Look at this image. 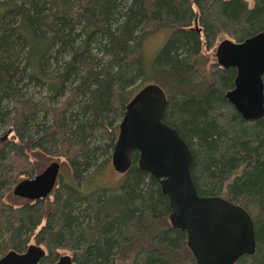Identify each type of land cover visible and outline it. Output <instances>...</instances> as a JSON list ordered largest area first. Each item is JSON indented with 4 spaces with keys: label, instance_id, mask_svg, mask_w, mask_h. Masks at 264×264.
I'll list each match as a JSON object with an SVG mask.
<instances>
[{
    "label": "trees",
    "instance_id": "trees-1",
    "mask_svg": "<svg viewBox=\"0 0 264 264\" xmlns=\"http://www.w3.org/2000/svg\"><path fill=\"white\" fill-rule=\"evenodd\" d=\"M164 30L146 60V41ZM263 30L264 0H0V256L37 244L39 264L62 251L74 264H198L137 151L116 184L91 178L116 155L131 101L155 89L163 122L190 148L197 193L252 220L253 246L230 264H264V117L247 121L225 98L234 68L199 62L219 39ZM41 155L68 170L43 199L15 196Z\"/></svg>",
    "mask_w": 264,
    "mask_h": 264
},
{
    "label": "water",
    "instance_id": "water-1",
    "mask_svg": "<svg viewBox=\"0 0 264 264\" xmlns=\"http://www.w3.org/2000/svg\"><path fill=\"white\" fill-rule=\"evenodd\" d=\"M192 29L200 31L196 23ZM216 62L235 69L233 87L224 95L228 102L247 121L263 118L264 30L241 42L222 40L216 48ZM165 106V95L155 89L143 90L133 99L116 155L128 162L131 151H137L139 166L159 181L169 201L170 222L185 231L198 264H230L250 252L252 220L242 207L223 197L197 193L191 178L192 153L177 130L163 122ZM59 175L60 164L53 160L35 176L18 181L12 193L28 200L43 199ZM244 237L246 244H242ZM44 253L41 246L31 244L21 253L6 252L0 264H39ZM54 264L74 263L65 254Z\"/></svg>",
    "mask_w": 264,
    "mask_h": 264
},
{
    "label": "rangeland",
    "instance_id": "rangeland-1",
    "mask_svg": "<svg viewBox=\"0 0 264 264\" xmlns=\"http://www.w3.org/2000/svg\"><path fill=\"white\" fill-rule=\"evenodd\" d=\"M247 1L249 5L252 4V0H247ZM167 34H168V30H164L149 37V39L146 41V44L144 45L146 60H149L150 62L151 60H153L155 54L163 46V43L167 38ZM223 39H225V37L216 41L214 46H212L210 49H205V48L203 49V54L199 59L200 64L204 62V65L208 66L212 63H217L216 48ZM140 87L142 86L137 87L135 91H137ZM38 159L39 162L45 161L46 164H48L51 160H56L60 164V170H62L63 172H66L68 170L67 169L68 167L64 163V159L62 157H53L52 159L51 158L47 159L45 155H41L40 157H38ZM46 164L43 166V168L46 166ZM128 166H129V161L127 162L124 159L118 157V155H116L113 157V159L111 158L101 170L97 171L94 174V176H91V178L94 180V183L99 186L114 185L122 177V173L128 168ZM90 184L92 183H89V185H85L84 187H82V190H84V192L91 191L93 187ZM65 254L70 255L68 252H64V251L61 252V255H65Z\"/></svg>",
    "mask_w": 264,
    "mask_h": 264
},
{
    "label": "flooded vegetation",
    "instance_id": "flooded-vegetation-1",
    "mask_svg": "<svg viewBox=\"0 0 264 264\" xmlns=\"http://www.w3.org/2000/svg\"><path fill=\"white\" fill-rule=\"evenodd\" d=\"M147 98H149V97H147ZM149 99H151V98H149ZM166 107V106H165ZM134 150H132L131 152H133ZM193 157V156H192ZM194 159V158H193ZM194 165V164H193ZM193 168V167H192ZM191 168V169H192ZM242 244H246V240H245V237H244V240H243V242H242Z\"/></svg>",
    "mask_w": 264,
    "mask_h": 264
},
{
    "label": "bare ground",
    "instance_id": "bare-ground-1",
    "mask_svg": "<svg viewBox=\"0 0 264 264\" xmlns=\"http://www.w3.org/2000/svg\"><path fill=\"white\" fill-rule=\"evenodd\" d=\"M31 245V244H30ZM37 245V244H36ZM29 246V245H28ZM24 252V251H23ZM18 253H21V252H18Z\"/></svg>",
    "mask_w": 264,
    "mask_h": 264
}]
</instances>
